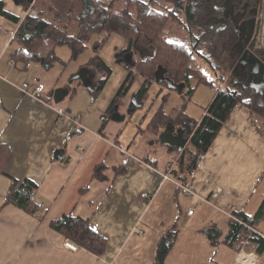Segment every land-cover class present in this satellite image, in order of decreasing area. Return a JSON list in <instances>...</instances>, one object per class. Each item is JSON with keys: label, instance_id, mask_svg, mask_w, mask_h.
<instances>
[{"label": "crops", "instance_id": "obj_1", "mask_svg": "<svg viewBox=\"0 0 264 264\" xmlns=\"http://www.w3.org/2000/svg\"><path fill=\"white\" fill-rule=\"evenodd\" d=\"M0 2L20 20L0 13V144L11 154L0 159L6 173H0V264H153L161 233L172 227L178 235L165 264H264V252L257 254L256 247L236 252L223 243L233 216L254 217L264 201L254 216L245 212L264 181V130L246 105H237L197 170L180 181L174 172L185 158L170 143L167 129L182 127L168 123L155 129L151 123L157 115L175 119L181 110L201 122L216 90L204 100L200 85L191 102L168 113L163 105L148 106L150 91L138 100L145 81L140 77L114 105L128 73L117 60L127 45L124 37L113 35L99 50L98 68L89 65L95 57L80 60L89 49L75 59L68 46L56 49L59 61L53 68L36 62L26 67L14 58L19 49L14 38L24 19L37 11L14 0ZM114 37L120 40L111 41ZM135 50L138 57L136 45ZM102 64L110 68V77ZM78 74L83 79L69 82ZM39 83L46 85L39 98L24 92ZM154 83L162 82L156 78L149 90ZM115 113L125 119L114 120ZM185 138L190 143L186 133ZM99 166L104 167L103 178L95 177ZM12 179L39 186L42 220L6 204ZM65 214L89 221L106 241L103 255L65 247L68 239L50 226ZM212 227L221 234L218 245L208 237ZM255 228L264 238V222Z\"/></svg>", "mask_w": 264, "mask_h": 264}, {"label": "trees", "instance_id": "obj_2", "mask_svg": "<svg viewBox=\"0 0 264 264\" xmlns=\"http://www.w3.org/2000/svg\"><path fill=\"white\" fill-rule=\"evenodd\" d=\"M16 1L27 11L31 8L37 11L36 16L28 15L24 19L14 38L19 45L14 58L26 67L36 62L51 69L59 61L56 53L58 47L68 46L76 59L88 48V43L94 35L99 36L95 42V48L99 51L116 34L127 41L126 47L117 54V59L127 68L128 73L116 95L114 105L129 93L140 77L145 81L136 96L139 101L143 100L156 80L159 69L165 70V76L175 84L184 83L186 88L182 94L188 97H191L200 85L215 88L217 94L201 122L189 118L185 111L181 110L175 119H163L161 115H157L151 123L155 129L174 123L181 126L190 138L185 161L180 169L174 172V176L180 181L197 170L200 161L237 105H246L261 127L260 120H264V98L253 93L245 79L244 71H236L237 57L233 56V50L240 41V36L232 21H226L229 20L223 9L226 0H112L109 3L100 0ZM0 13L20 21L18 17L5 11L1 2ZM175 25L188 33L189 41L167 37L168 28ZM140 33L150 38V45L154 48L153 55L146 59H139L135 50ZM204 50L207 55L203 54ZM198 55L207 60L218 74L216 77H211L198 66ZM102 68L107 71V77H110V68L105 64H102ZM104 83L106 81L102 86ZM217 83H224L225 86L221 88ZM161 85L168 86V83L164 81ZM261 129L264 130L262 127ZM10 156V152L0 144V159ZM103 169V166L97 167L95 177L103 178ZM0 173L6 174L3 168H0ZM38 188L33 181L19 182L12 179L6 204H13L42 220L44 216L36 199ZM262 219L264 201L254 217L236 213L230 232L223 241L224 245L236 252L243 249L251 251L256 247L257 254L261 255L264 252V238L255 227ZM50 226L68 240L94 254L101 256L105 253V239L97 234L84 218L65 214L52 221ZM207 231L211 242L218 245L220 232L214 227ZM177 235L175 227L161 233L156 261L153 264H165L168 254L175 246Z\"/></svg>", "mask_w": 264, "mask_h": 264}, {"label": "flooded vegetation", "instance_id": "obj_3", "mask_svg": "<svg viewBox=\"0 0 264 264\" xmlns=\"http://www.w3.org/2000/svg\"><path fill=\"white\" fill-rule=\"evenodd\" d=\"M223 9L240 36L233 50L236 71H244L253 93L264 98V70L258 62L264 63V0H226Z\"/></svg>", "mask_w": 264, "mask_h": 264}, {"label": "rangeland", "instance_id": "obj_4", "mask_svg": "<svg viewBox=\"0 0 264 264\" xmlns=\"http://www.w3.org/2000/svg\"><path fill=\"white\" fill-rule=\"evenodd\" d=\"M14 1H15V3H17L16 0H14ZM183 30L184 29L175 25V26L168 28L166 34H167V37H169L170 39L174 38V39H178L179 41H180V39L181 40L186 39L189 41L190 38H189L188 33L183 31ZM201 32H203L202 29H201ZM97 38H98V36L94 35L91 38V40L89 41L88 48H87V49H89V51L87 53L84 52L85 54L83 53L84 55L80 59L82 62H90L91 59L96 56V54L98 55L99 51L96 52L94 49V42L97 40ZM116 40H120V38L116 39L114 37L111 41H116ZM135 45H136V49L138 51V57H140L142 59H146L148 57H151L154 53V48H153V46L150 45V38L143 33L139 34ZM111 47L112 46H110V48ZM67 50L70 51L69 47H67ZM203 54L207 55L208 53L204 50ZM90 57H92V58H90ZM89 58H90V61H89ZM197 59H198L197 60L198 66L201 67L207 74H209L211 77H216L218 75L215 72V70L207 63V60H205L203 58V56L198 55ZM97 60L98 59L95 58L93 60V62L90 63L89 65L90 66L95 65L98 68L99 67V61H97ZM126 70H127V68H126ZM220 86H221V88H223L225 86V84L221 83ZM203 87L206 89L201 88L199 95L202 99L207 100V95L211 91H212V93H214L215 88L210 87L208 85H204ZM149 91H150V93H149V95H147L148 106L149 107L152 106L153 108H159L161 105H163V107H165V109L167 108L168 113L170 111H172L173 109L177 108L179 105H184V104L192 101L188 96L181 95L177 91L169 89V88H167V86L161 85L159 83H154L153 87H151V89ZM167 94H168V97L166 96ZM260 121H261V127L264 129V120H260ZM263 200H264V181L259 186V188L257 189V192L254 194L252 201H251L250 205L248 206V208L245 212L248 214L252 212L251 216H254L253 214L256 213L257 209L260 207ZM263 222H264V219H262L261 221H258L257 226L260 228V225H262Z\"/></svg>", "mask_w": 264, "mask_h": 264}, {"label": "water", "instance_id": "obj_5", "mask_svg": "<svg viewBox=\"0 0 264 264\" xmlns=\"http://www.w3.org/2000/svg\"><path fill=\"white\" fill-rule=\"evenodd\" d=\"M258 62L261 64L262 70H264V63H262L260 60H258ZM165 74H166L165 70L159 69V71L156 73V78H157L158 82L166 81L168 83V87L170 89H173V90L177 91L179 94H182V92L184 91V88H185V84L184 83L175 84L169 78H167L165 76ZM77 79H83V76L81 74H78L74 78H72L69 82H73L74 80H77ZM59 97H61V91L58 90L55 93L56 102L60 101ZM136 104H137V106H141V104H138V103H136ZM113 119L116 121H120L121 119L124 120L125 117H122L121 119H119V115L117 113H115L113 116ZM167 132H168L167 135H169L171 133V136H172V138H169L170 143L176 147L177 151L182 153V161H184L185 153H186V147H187V144L189 143V139L185 138V133H186L185 130H183V129L175 130L174 126L171 128L169 126L167 129ZM174 134H175V137H173Z\"/></svg>", "mask_w": 264, "mask_h": 264}, {"label": "built area", "instance_id": "obj_6", "mask_svg": "<svg viewBox=\"0 0 264 264\" xmlns=\"http://www.w3.org/2000/svg\"><path fill=\"white\" fill-rule=\"evenodd\" d=\"M29 15H31V16L34 17V16H36V12H35V11H32V12H30ZM220 85H221V84L219 83L218 86L221 87ZM45 89H46V85L43 84V83H39V84H37V85L33 88V90H31V91H30V89H28V90H24V89H23V90H24V92H25L26 94H29L31 97H33V98H36V97L39 98V94H41L43 91H45ZM60 114H61L62 116H65L63 113H60ZM67 119L72 120V119L70 118V116H67ZM80 119H81V116H77V119H75V120L78 121V120H80ZM167 179H168V177H167ZM182 188L184 189L185 192H187V193L190 192L188 188H186V187H182ZM218 194H219L218 191L215 192V197H217ZM142 198L146 199V198H149V196H148L147 194H143V195H142ZM193 213H194V211L191 210V211L189 212V215H192ZM252 231H253V232H256L255 229H252ZM65 247L68 248L69 250L73 251V252H76V251H78V249H79V245H77L76 243H74V242L71 241V240H67V241L65 242Z\"/></svg>", "mask_w": 264, "mask_h": 264}]
</instances>
